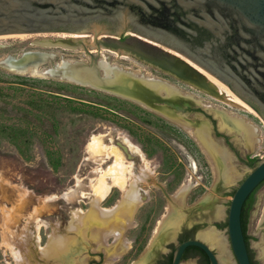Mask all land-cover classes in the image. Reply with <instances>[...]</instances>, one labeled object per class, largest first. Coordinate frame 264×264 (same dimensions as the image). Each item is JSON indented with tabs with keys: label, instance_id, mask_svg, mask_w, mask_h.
I'll list each match as a JSON object with an SVG mask.
<instances>
[{
	"label": "rangeland",
	"instance_id": "obj_1",
	"mask_svg": "<svg viewBox=\"0 0 264 264\" xmlns=\"http://www.w3.org/2000/svg\"><path fill=\"white\" fill-rule=\"evenodd\" d=\"M104 31L119 40L140 36L139 32L130 30ZM59 35L69 33L32 34L38 38ZM0 42L4 45L0 47V60L29 49L56 54L40 65L41 72L18 73L0 64V264L16 263L6 242L16 245L25 238L30 246L34 244L26 228L35 230L38 223L41 242L51 241V244L42 251L30 250L28 257L34 264H103L107 254L97 239L100 229L108 228L113 231L108 235L109 243H113L114 233L121 230L131 246L117 260L106 264H155L179 244L184 229H192L189 233L208 243L220 264H224L219 247L203 236L209 230L220 233L231 263L238 264L228 230L229 207L233 192L253 169L248 157H264V119L254 110V104L229 90L205 68L223 86L222 97L200 90L132 52L117 53L102 45L93 51L94 54L99 51L125 56L116 63L163 79L185 93L204 98L212 109L239 115L256 127L258 141L252 147L240 132L220 127V114L216 110L206 109L213 113L215 121L210 133L228 138L230 144L223 143L237 171V176L229 181L218 180L217 162L198 144L202 156L189 139L198 143L194 136L178 123L130 99L44 72L63 57L81 59L92 50L36 47L29 38H0ZM156 46L171 50L159 43ZM115 162L128 176L138 174L146 165L153 170L150 182L141 184L144 202L133 215V225L126 229H121L126 202L120 204L123 189L116 185L100 203L110 208L118 205L112 215L87 217L94 212L95 185ZM107 176L109 179V174ZM186 181L190 189L185 200L169 218L170 224L176 223L178 227L174 235L160 245L157 255L147 261L148 247L158 223L168 204L174 203L168 194ZM217 206L221 211L219 216L214 215ZM83 211L88 213L74 219L75 212ZM263 217L264 184L253 197L247 224L255 264H264ZM181 264H205V261L194 256Z\"/></svg>",
	"mask_w": 264,
	"mask_h": 264
},
{
	"label": "bare ground",
	"instance_id": "obj_2",
	"mask_svg": "<svg viewBox=\"0 0 264 264\" xmlns=\"http://www.w3.org/2000/svg\"><path fill=\"white\" fill-rule=\"evenodd\" d=\"M140 36H134L130 39L121 41L110 35V33L106 31L103 32L102 29L94 27L92 29H86L79 34L59 35L53 38L49 36L38 38L33 37L31 34L29 40H31V44L36 47L54 46L75 50L80 48L92 50L86 55H83L81 59L69 60L63 57L59 63H55L51 67L44 69V72L59 76L73 83L90 86L130 99L173 120L189 131L209 158L217 162L218 169L215 171L216 179L229 181L235 178L237 176V171L235 169L234 159L223 141L211 135L210 123L208 120L204 119L199 113L184 114L179 112L180 109L186 106H202L205 110H216L211 108L212 106L210 103H207L198 96L185 93L163 79L152 77L147 73L116 63L117 61H121L120 59H125V56L120 57L105 53L100 54L99 51L98 54L93 53V51L101 45L117 53L123 52L125 54H130L132 52L140 56L143 61L188 82L200 90L214 92L217 96L221 97L224 95L225 90L221 83L211 76L203 67H199L193 63L191 61L192 59L188 58L186 55L156 46L158 43H161L143 36L144 39L141 34ZM146 38L149 40H146ZM3 46L4 45L0 42V47ZM54 57H56L55 53H49L38 49H29L19 54L7 55L0 60V64L15 72H41L40 65L47 63ZM216 111L220 114L219 125L222 129H226L229 132H240L248 143L254 147L255 142L258 141V136L256 127L251 122L246 121L236 114L226 113L219 109ZM137 150L140 151L139 149ZM100 151L102 150L100 149ZM140 170L138 174L131 173V175L128 176L117 162L111 164L106 171L107 174H103L95 185L94 199L92 201L94 212H75L74 219L83 218V214L86 213H88L87 217L94 214L101 218L112 215L118 205L110 208L104 207L100 203L107 198L112 187L116 185L123 189V199L120 201V204L125 201L127 207L124 212V220H122L124 223L120 220L125 228L123 226H119V228L126 229L131 227L133 225V215L144 202V197L140 191L141 184L149 183L153 175V170L148 165ZM108 174L109 179L106 178ZM128 178L131 179L130 182H128ZM189 189V181H186L169 196V200L174 203L168 204L166 213L158 223L154 239L150 242L148 247V249H150L147 252V261H151L157 254L160 245L174 235L173 232L178 225L176 223L171 225L169 218L176 212V208L184 202ZM218 207L219 206L215 208V216H219L221 213ZM174 220L171 221L174 222ZM262 222L264 224V217ZM40 226L41 225L38 223L35 230L32 231L26 228V231L31 232L33 236L34 244L32 246L27 243L25 238H22L21 243L16 245H10L6 242L11 248L12 255L16 262L15 264H34L28 257L30 250L33 248L42 251L50 246L51 241H48L46 244L41 242L42 237L39 232ZM112 232L111 228L100 229L98 235L97 243L104 247L107 254V259L103 264L117 260L131 246L130 241L124 236V232L121 230L114 233L115 239L113 243H109L108 235ZM203 236L212 244L219 247L220 252H222L221 258L224 264H232L226 253L223 236L220 233H217L215 230H209Z\"/></svg>",
	"mask_w": 264,
	"mask_h": 264
},
{
	"label": "water",
	"instance_id": "obj_3",
	"mask_svg": "<svg viewBox=\"0 0 264 264\" xmlns=\"http://www.w3.org/2000/svg\"><path fill=\"white\" fill-rule=\"evenodd\" d=\"M94 27L110 32L137 31L186 55L254 104L264 119V0H0V38L27 40L31 34L49 32L79 34ZM191 107L205 111L202 106ZM185 108L180 112H197L211 125L202 110ZM263 181L261 157L230 203L228 230L238 264H253L241 214L246 199ZM188 246L200 247L209 264H220L214 249L198 236L176 246L171 264H181Z\"/></svg>",
	"mask_w": 264,
	"mask_h": 264
},
{
	"label": "trees",
	"instance_id": "obj_4",
	"mask_svg": "<svg viewBox=\"0 0 264 264\" xmlns=\"http://www.w3.org/2000/svg\"><path fill=\"white\" fill-rule=\"evenodd\" d=\"M189 139H191L193 141V144L197 147V149L199 150L200 154L203 156V154H202V152H201L200 147L198 146V144L192 138H189ZM259 160H260L259 157H251V156L248 157V163L252 167H255L257 165V163L259 162ZM263 184H264V181L262 183H260L254 189V191L248 196V198L246 199V201H245V203L243 205L242 214H241L242 227H243V231H244L246 243H247V246H248L250 258H251L253 264H255V263H254V260H253L252 248L250 247V239H251V236L248 233V226H247V224H248L249 210H250V207H251V204H252L253 196H254L255 192L257 191V189H259V187L261 185H263ZM234 192H233V194H234ZM185 238H187V237H185ZM197 253H202L205 256L204 257L205 264H209L208 259H207V256H206V253L200 247H197V246H188L186 248V252H185V254L183 256V259H186L187 257H190V256L195 255ZM170 258H172V253L170 254Z\"/></svg>",
	"mask_w": 264,
	"mask_h": 264
},
{
	"label": "flooded vegetation",
	"instance_id": "obj_5",
	"mask_svg": "<svg viewBox=\"0 0 264 264\" xmlns=\"http://www.w3.org/2000/svg\"><path fill=\"white\" fill-rule=\"evenodd\" d=\"M157 55H159V54H157ZM204 99V98H203ZM185 110H187V111H198V110H202L200 107H191V106H187L186 108H185ZM176 111H179V110H176ZM203 111V110H202ZM180 112V111H179ZM192 113V112H191ZM203 113L205 114V116L210 120V122H211V125L210 126H212L213 128H214V124H215V121L213 120V113L212 112H210V111H207V110H205V111H203ZM184 114H189V113H184ZM181 126V125H180ZM219 136H221V134H219ZM223 137V136H222ZM226 136H224L223 138H225ZM197 141V140H196ZM225 144H230L229 143V141H228V138L226 137L224 140H222ZM197 144H199V143H197ZM262 186V185H261ZM260 186V187H261ZM259 187V188H260ZM258 190V189H257ZM257 192V191H256ZM255 192V193H256ZM254 196H255V194H254ZM253 196V197H254ZM190 231H192V229H184L183 230V232H181V234H180V236H179V243L180 242H182L183 240H186V239H189V238H194V236L191 234V233H189ZM185 237H187V238H185ZM251 247V246H250ZM175 248H176V246L174 247V249H172L168 254H166V256L165 257H162V258H159L156 262H155V264H171L172 263V258H173V252H174V250H175ZM159 252V250L157 251V253ZM185 252H186V250L184 251V253H183V256H184V254H185ZM172 253V258H170V254ZM157 255V254H156ZM155 255V256H156ZM183 256H182V260H185V259H183ZM194 256H197L198 258H202V259H204V255L202 254V253H197V254H195V255H192V256H190V257H194ZM207 256V255H206ZM187 258H189V257H187ZM186 258V259H187ZM207 259H208V257H207ZM208 262H209V260H208Z\"/></svg>",
	"mask_w": 264,
	"mask_h": 264
}]
</instances>
